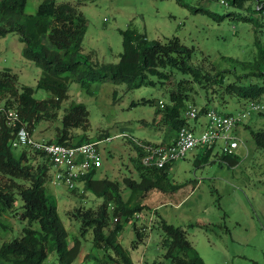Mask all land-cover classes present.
I'll use <instances>...</instances> for the list:
<instances>
[{"label": "rangeland", "instance_id": "obj_1", "mask_svg": "<svg viewBox=\"0 0 264 264\" xmlns=\"http://www.w3.org/2000/svg\"><path fill=\"white\" fill-rule=\"evenodd\" d=\"M183 1L185 5L175 0H56V4L73 6L85 17L82 52L92 53L93 62L98 64L119 61L122 31L128 27L144 34L149 41L177 38L193 50L191 64L204 70L232 68L235 63L230 59L251 62L257 56L255 40L264 46V31L256 27L257 15L210 0ZM37 6V0H28L26 13H35ZM23 47L14 33L0 37V71L11 70L18 76L19 86L32 88L37 100H47L51 94L37 88L42 72L24 57ZM183 78L178 73L170 78L148 74L143 85L127 91L125 85L95 76L90 94L79 82H73L69 85L68 100L61 104L58 120L41 122L30 129L31 133L36 139L55 143L56 133L62 130L60 119L64 109L72 101L84 104L89 113L86 135L89 141H99L101 154L102 165L94 178L117 181L123 199L127 200L130 191L123 181L137 180L139 174L138 149L132 139L154 144L164 143L174 135L163 121V108L158 102L168 104L169 91H175L176 82ZM184 86L189 91L190 84ZM191 87L187 103L197 107L206 104L207 95L208 106L222 114L236 113L247 103L236 97L219 98L215 92L207 94L197 84ZM2 99L0 106L4 104ZM260 103L264 105V97ZM256 132L264 133V111L251 114L237 131L241 144L235 150L239 163L234 167L219 161L215 156L219 150L212 153L208 162L202 161L199 149L169 166L166 180L159 183L151 198L140 201L147 208L124 225L118 238L122 247L130 251L133 264H153L163 259L161 221L181 228L205 264H264V145H257L253 135ZM69 134L81 131L73 129ZM45 187L48 197L57 204L70 245L74 238L82 241L83 251L77 263L91 264L93 260L86 259L87 255L100 257L102 252L92 246L91 231L81 237L80 222L74 214L77 209H96L101 199L90 192L78 197L48 181ZM135 195L137 198L142 193ZM21 205L16 195L13 209L0 216V224L7 228L0 227V245L21 236L25 226L19 219ZM114 224L115 221L111 227ZM134 226L144 234L141 242ZM135 243L138 245L133 249ZM45 264L58 263L51 255Z\"/></svg>", "mask_w": 264, "mask_h": 264}, {"label": "trees", "instance_id": "obj_2", "mask_svg": "<svg viewBox=\"0 0 264 264\" xmlns=\"http://www.w3.org/2000/svg\"><path fill=\"white\" fill-rule=\"evenodd\" d=\"M37 1L35 13L27 14L25 9L28 0H0V37L10 33L18 35L24 45V57L42 72L37 88L51 94L47 100H37L32 88L19 86L15 73L9 69L0 71V97L4 100L1 107L18 112V128L24 125L31 129L41 122L58 120L61 104L69 97V85L79 82L90 94L95 76L107 77L113 84L125 85L126 90L130 91L143 85L148 74L158 78H170L173 73L182 74L184 78L176 82V90L169 91L168 104L161 107L163 121L175 133L187 124L184 108L192 85L197 84L207 94L215 92L219 98L236 97L244 103H260L264 97V46L257 39V56L253 61L230 59L235 63L232 68L212 67L204 70L191 64L193 50L177 38L164 42L149 41L144 34L128 27L122 31L119 61L115 64H98L93 62L92 53L85 55L82 52L86 20L81 12L70 5H57L56 0ZM175 1L185 5L183 0ZM210 1L218 3V0ZM226 2L227 6L257 15L256 27L261 30L264 0ZM147 83L152 84V81ZM185 84H190L189 91L184 88ZM206 100L202 111L209 107L208 95ZM88 116L84 104L70 102L61 115L62 130L56 133L55 143L79 146L95 142L89 141L86 135L89 129ZM0 119V216L13 209L18 195L22 201L19 219L25 222L21 236L1 243L0 264H45L51 255L55 256L58 264H79L77 261L83 251L82 241L74 238L70 245L57 204L46 192L50 164L28 148H22L16 154L14 151L17 149L11 146L16 130L8 127L2 117ZM73 129H79L81 134H69ZM253 135L257 145L263 146L264 133L256 132ZM211 156L212 149H204L200 159L208 162ZM216 157L230 167L239 163L237 155ZM136 163L138 179L125 178L123 181L125 188L130 191L127 200L123 199L117 181L95 179L94 172L84 180V191L101 199L96 209H77L74 214L80 222L81 237L91 231L92 246L102 252L100 257L87 255L86 259L93 260L91 264H133L130 251L122 247L118 238L124 225L147 208L140 201L142 198H151L159 183L166 180L171 165L157 169L142 166L139 159ZM139 192L142 195L136 198L135 194ZM72 193L78 197L83 195L77 190ZM134 197L136 200L133 202ZM116 218L118 221L111 227ZM0 227L7 230L3 224ZM160 227L164 234L161 241L164 255L161 261H154L153 264H205L181 228L165 221L160 222ZM134 229L138 230L135 226ZM137 234L141 242L144 234L142 231L141 234L137 231ZM138 243L133 245V249Z\"/></svg>", "mask_w": 264, "mask_h": 264}, {"label": "built area", "instance_id": "obj_3", "mask_svg": "<svg viewBox=\"0 0 264 264\" xmlns=\"http://www.w3.org/2000/svg\"><path fill=\"white\" fill-rule=\"evenodd\" d=\"M222 6H227L226 0H218ZM264 31V19L261 24ZM160 107L163 101L158 102ZM193 103H187L184 108L186 125L180 127L168 143H145L132 139L138 149L140 163L144 167L162 169L168 164L184 159L187 154L199 149H212V153L219 150L215 156L235 155L241 144L237 131L244 121L253 113L264 110L259 102H249L243 109L233 114H222L212 107L203 110ZM6 125L15 129L12 148H28L36 152L50 164L47 180L51 186H63L69 192L84 193V180L91 173L101 167L99 142H87L79 146H70L36 139L31 130L22 125L18 128L20 118L15 110H6L0 106V118ZM1 120V119H0ZM193 122L192 124H189ZM118 218L115 219V222Z\"/></svg>", "mask_w": 264, "mask_h": 264}, {"label": "crops", "instance_id": "obj_4", "mask_svg": "<svg viewBox=\"0 0 264 264\" xmlns=\"http://www.w3.org/2000/svg\"><path fill=\"white\" fill-rule=\"evenodd\" d=\"M174 137V135H172L171 137H167L166 139H165V142L164 143H168V142H170L171 140H172V138ZM199 156H201V152L199 151V154H198ZM199 158V157H198ZM201 158V157H200Z\"/></svg>", "mask_w": 264, "mask_h": 264}]
</instances>
